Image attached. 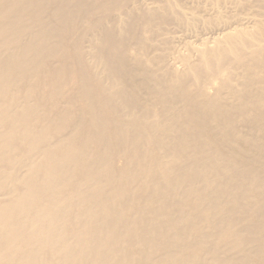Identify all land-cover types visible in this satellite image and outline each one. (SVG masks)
I'll use <instances>...</instances> for the list:
<instances>
[{
	"label": "bare ground",
	"instance_id": "obj_1",
	"mask_svg": "<svg viewBox=\"0 0 264 264\" xmlns=\"http://www.w3.org/2000/svg\"><path fill=\"white\" fill-rule=\"evenodd\" d=\"M106 2L0 0V264H264V20L186 0L170 72L110 29L105 87L73 33Z\"/></svg>",
	"mask_w": 264,
	"mask_h": 264
},
{
	"label": "rangeland",
	"instance_id": "obj_2",
	"mask_svg": "<svg viewBox=\"0 0 264 264\" xmlns=\"http://www.w3.org/2000/svg\"><path fill=\"white\" fill-rule=\"evenodd\" d=\"M108 2L102 5V8H98L95 5V9L91 11L88 18H86L81 11L80 15L77 19V26L73 33L74 39L78 40L80 45L78 44L79 50L82 51V56L87 62L88 65L92 68L94 72H96L103 79V84L105 87L109 85L108 75L103 72V69L98 62V59L95 58V49L101 48V42H96L98 39L102 38L104 34L113 29L115 31V35L113 37L122 41L123 45H127V49L125 52V58L128 65L133 64V60L135 57H139L141 62L143 63L142 68H157L163 72H170L171 67L166 64V59L169 62V57L174 55V50L180 49L181 44L176 41V38H173L172 35H164L165 28H181L184 27L180 24L175 14H179L184 6H190L193 9H197L200 7L198 4L188 5L186 0H149V1H157L154 5L155 8H159L162 6V2L171 3L170 8L166 11V18L163 19V23L161 27L158 25H152L149 28L144 27L146 25L143 24L141 14L146 12L141 4L145 0H107ZM148 0H146L147 2ZM237 10L235 11V16H251L255 19L264 20V0H254L252 3H248L244 0H233ZM168 3V4H169ZM152 10L153 7H150ZM162 13H158L157 15H161ZM156 15V16H157ZM142 17V18H140ZM157 19V18H156ZM237 18L231 19L236 20ZM94 23V26L91 24ZM213 24H195L194 26H190L194 31L199 32L201 30H209L212 29ZM252 24L250 25V27ZM185 29V27L183 28ZM111 34V32L109 31ZM117 34V35H116ZM186 34H184L185 36ZM97 59V60H96ZM149 61V62H148ZM145 62V63H144ZM150 65H148V63ZM99 65H98V64ZM101 63V62H100ZM56 64V62H53ZM102 64V63H101ZM240 67V65L232 66ZM141 69V68H139ZM182 69H178V72L173 73V75L177 76L182 72ZM240 69L233 70L232 80H236L235 75ZM236 71V72H235ZM185 74V73H183ZM181 74V75H183ZM240 81L239 79H237ZM217 81V80H216ZM38 82L37 78L32 79V83ZM234 82V81H233ZM121 83H127L125 80H121ZM121 84H117L119 87ZM219 92H222V89L217 88ZM135 91L140 92L142 100L144 99V89L140 88V90L135 89ZM75 92V86H70V89L66 91V95H71ZM208 94H213V91H207ZM149 100H152V97H148ZM61 107H64V104L61 103ZM259 123V120H257ZM260 124L264 127V124L260 122ZM0 132H2V128H0ZM122 160L118 159L116 161L117 165H121ZM24 172V169L22 173ZM245 226L243 223H239L235 230L237 232L244 233Z\"/></svg>",
	"mask_w": 264,
	"mask_h": 264
}]
</instances>
